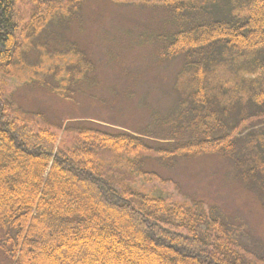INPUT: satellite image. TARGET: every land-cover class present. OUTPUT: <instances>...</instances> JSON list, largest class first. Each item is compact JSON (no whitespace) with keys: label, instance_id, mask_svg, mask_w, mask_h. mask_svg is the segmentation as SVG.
<instances>
[{"label":"trees","instance_id":"trees-1","mask_svg":"<svg viewBox=\"0 0 264 264\" xmlns=\"http://www.w3.org/2000/svg\"><path fill=\"white\" fill-rule=\"evenodd\" d=\"M19 1L0 0V73L6 75L16 53L26 60L18 33L28 37V22L19 16L27 5V17L37 23L34 43L70 52L50 31L61 9L55 6L51 15L49 6L57 0ZM152 3L156 17L143 30L162 25L160 36L146 34L161 44L154 66L166 79V67L174 64L172 77L181 83L178 91L162 93L166 107L144 105L143 96L127 89L123 97L137 100L135 107L149 115L137 136L72 122L58 139L48 127L23 123L0 83V257L8 264H253L225 230L230 219L201 201L139 190L123 171L157 178L178 157L213 154L235 165L243 190L264 197V0ZM77 57L84 70L77 64L65 71L75 94L84 83L92 85L87 78L94 74L93 61L84 53ZM123 228L158 253L107 248L104 242L115 239L126 244Z\"/></svg>","mask_w":264,"mask_h":264},{"label":"rangeland","instance_id":"rangeland-1","mask_svg":"<svg viewBox=\"0 0 264 264\" xmlns=\"http://www.w3.org/2000/svg\"><path fill=\"white\" fill-rule=\"evenodd\" d=\"M153 1L155 2V0L51 2L49 6L51 15L52 11L56 10L55 6L61 11L58 12L59 15L57 13L55 22L51 21L50 31L54 32L52 34L61 43L63 42L66 50L69 49L70 52L67 54L60 53L56 48L50 50L51 46H48V43L45 45L37 41L35 44L37 23L31 22L32 20L27 17V13L28 16L31 14L29 5L24 7L25 14H21L20 8L18 15L23 18L22 23L28 22L29 25L28 37L27 35L26 38L23 37V31L18 33L23 42L20 52L26 55V60L16 53L11 69L8 70L9 74L0 73V83L6 86L4 96L5 98H9L7 94L11 96L8 102L13 104L12 112L17 113V117L30 126L52 129L58 139L61 138L66 124L72 122L89 123L110 132L124 131L137 136L140 128L149 121V115L145 109H140L141 106L135 107L137 100L123 97L127 89L133 88L134 92L143 96L146 102L142 103L144 105L148 103L149 106L158 107L160 103L161 107H166L168 103L162 93L170 88L178 91L177 87L174 88L175 84L181 83L179 79H173L178 70L174 64L166 67L168 69L166 79L161 76L162 70L154 66L158 62L154 49L160 48L161 44L158 40L153 43L147 37L152 36V32L154 37L160 36L162 25L156 21L152 32L143 30L148 25L146 21L156 17L150 7ZM19 2L20 5H25L21 0ZM42 17L45 18V15ZM79 52L93 61L94 74H89L87 78L92 85L84 83L85 86L75 94L68 79L69 75L65 71L71 70L77 64L84 70L82 60L77 57ZM39 56H42L41 66H38L41 58ZM50 68L54 69L53 76L44 79ZM90 71L92 72V69ZM86 73L85 71L84 74ZM28 80L29 82H26ZM21 96L29 105H22ZM18 98L19 103L16 102ZM104 98L108 101L103 102ZM42 110L46 112L45 117L42 115L44 118L37 116ZM70 137L73 135L70 134L68 138ZM149 139L151 142H166L159 138ZM178 158L176 166L170 172L162 170L163 172L157 173V178L149 174L135 178L136 174L130 173L128 169V172L123 171L125 173L123 176H129L128 182H132L133 185L135 182L139 190L153 191L179 202L201 201L208 211L210 208L218 211L224 219H230L229 223L225 224L227 225L225 230H228L235 246L246 256V260L253 264H264V208L261 206L264 204V197L243 190L239 178L234 177L235 165L229 160L218 159L213 154L187 159ZM123 229L126 234L121 238L126 244H121L119 239H115L112 242H104L107 248L114 250L122 248L127 250V253L143 251L146 248L154 251V254L158 253L151 245L130 239L127 236L130 230ZM146 255L148 256V253ZM114 259L121 261L116 257ZM160 262L159 264H165L163 259H160ZM0 264L8 263L0 257Z\"/></svg>","mask_w":264,"mask_h":264}]
</instances>
